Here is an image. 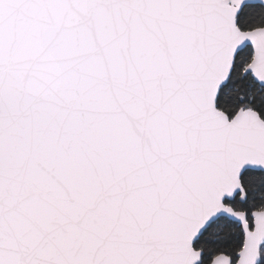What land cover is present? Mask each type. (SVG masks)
Returning <instances> with one entry per match:
<instances>
[{"label": "snow or ice", "instance_id": "1", "mask_svg": "<svg viewBox=\"0 0 264 264\" xmlns=\"http://www.w3.org/2000/svg\"><path fill=\"white\" fill-rule=\"evenodd\" d=\"M0 264H264V0H0Z\"/></svg>", "mask_w": 264, "mask_h": 264}]
</instances>
